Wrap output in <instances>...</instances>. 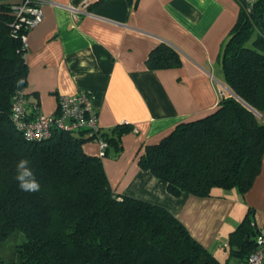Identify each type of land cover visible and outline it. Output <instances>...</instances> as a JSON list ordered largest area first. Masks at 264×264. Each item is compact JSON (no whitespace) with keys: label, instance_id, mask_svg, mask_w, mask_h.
I'll list each match as a JSON object with an SVG mask.
<instances>
[{"label":"trees","instance_id":"1","mask_svg":"<svg viewBox=\"0 0 264 264\" xmlns=\"http://www.w3.org/2000/svg\"><path fill=\"white\" fill-rule=\"evenodd\" d=\"M239 11L218 57L227 88L214 110L177 124L158 143L146 145L139 166L164 180L170 194L209 197L214 189L245 194L264 156V0H236ZM9 2L0 0V246L16 245L0 264H246L261 228L250 208L229 234L230 263L218 260L166 208L116 194L102 158L117 155L123 124L100 133L103 157L84 152V132L53 129L50 137L27 140L12 120L15 96L27 111L28 67L22 35ZM181 63L161 43L148 56L150 69ZM23 81V83H20ZM256 111V112H255ZM27 158L40 182L37 193L21 191L14 177Z\"/></svg>","mask_w":264,"mask_h":264},{"label":"crops","instance_id":"2","mask_svg":"<svg viewBox=\"0 0 264 264\" xmlns=\"http://www.w3.org/2000/svg\"><path fill=\"white\" fill-rule=\"evenodd\" d=\"M72 8L81 12L74 15ZM41 9L42 21L26 38L28 112L53 115L60 95L91 91L100 133L132 127L121 135L117 155L102 158L111 189L166 208L214 256L213 248H229V234L248 208L252 225L264 227V156L245 194L214 189L209 197L174 196L138 164L146 145L211 112L227 91L218 57L236 21V0H44ZM161 43L178 52L179 66L147 67ZM82 147L98 153L94 140ZM240 202L245 207L230 223Z\"/></svg>","mask_w":264,"mask_h":264},{"label":"built area","instance_id":"3","mask_svg":"<svg viewBox=\"0 0 264 264\" xmlns=\"http://www.w3.org/2000/svg\"><path fill=\"white\" fill-rule=\"evenodd\" d=\"M9 2L12 14L16 17L15 27L21 25L27 29L22 35L24 47H27V33L36 27L43 18L42 3L44 0H4ZM74 15L81 12L72 8ZM224 91H221L220 95ZM91 91L80 90L72 94L60 95L58 112L53 115H41L29 118L22 94L15 96L12 104V120L16 128L27 140L40 141L50 137L53 129L85 132L98 144L97 155L103 157L107 148L106 141L100 135L98 112ZM246 264H264V227L256 235L252 250Z\"/></svg>","mask_w":264,"mask_h":264},{"label":"clouds","instance_id":"4","mask_svg":"<svg viewBox=\"0 0 264 264\" xmlns=\"http://www.w3.org/2000/svg\"><path fill=\"white\" fill-rule=\"evenodd\" d=\"M20 83H23V81H20ZM14 179L21 191L37 193L41 190L40 182L36 179L35 172L30 167V161L27 158L21 159L17 163Z\"/></svg>","mask_w":264,"mask_h":264},{"label":"rangeland","instance_id":"5","mask_svg":"<svg viewBox=\"0 0 264 264\" xmlns=\"http://www.w3.org/2000/svg\"><path fill=\"white\" fill-rule=\"evenodd\" d=\"M235 209H233V213L229 216V222L230 223H233L235 221V219H237L239 217V215L242 213V207H245V204L243 202H240V203H236L235 204ZM241 211V213H240ZM245 212V210H244ZM242 219V218H241ZM240 219V221H241ZM17 241H16V238H10V239H7L6 241H4L2 243V245L0 246V254L1 255H9L10 253L13 252V249L15 248V245H16ZM213 249H217V252L215 254L216 257H218V259H220L222 262L225 261L226 259L232 263V262H235V258L233 256H231L229 254V248L225 249V248H222V247H215Z\"/></svg>","mask_w":264,"mask_h":264},{"label":"water","instance_id":"6","mask_svg":"<svg viewBox=\"0 0 264 264\" xmlns=\"http://www.w3.org/2000/svg\"><path fill=\"white\" fill-rule=\"evenodd\" d=\"M256 112V111H255Z\"/></svg>","mask_w":264,"mask_h":264}]
</instances>
